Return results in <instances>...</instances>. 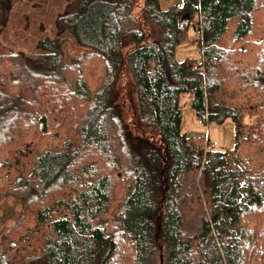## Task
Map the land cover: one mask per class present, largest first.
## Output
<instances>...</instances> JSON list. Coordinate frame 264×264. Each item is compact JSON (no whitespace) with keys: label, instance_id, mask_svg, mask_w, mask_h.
I'll list each match as a JSON object with an SVG mask.
<instances>
[{"label":"trees","instance_id":"16d2710c","mask_svg":"<svg viewBox=\"0 0 264 264\" xmlns=\"http://www.w3.org/2000/svg\"><path fill=\"white\" fill-rule=\"evenodd\" d=\"M137 6L0 0V264H264V0ZM183 94L233 148L182 131Z\"/></svg>","mask_w":264,"mask_h":264},{"label":"rangeland","instance_id":"374dc122","mask_svg":"<svg viewBox=\"0 0 264 264\" xmlns=\"http://www.w3.org/2000/svg\"><path fill=\"white\" fill-rule=\"evenodd\" d=\"M187 0H160L161 7L164 9L177 4L183 5ZM142 5V0H138V6L136 12ZM13 20H16V14L12 15ZM33 21V20H32ZM34 22V21H33ZM52 25H49L51 28ZM9 32L11 35L14 30ZM4 37L0 34V46L5 43ZM190 41L180 44L176 49V57L179 60L185 58H194L198 61L201 60L202 56L200 53L199 43L193 39L194 36H190ZM131 79L128 74H124L120 83V97L119 101L123 106L125 118L130 126L140 133L139 129L135 127L133 107L130 101V89ZM182 107V124L181 129L188 135H196L209 139L211 143L216 142L213 145L217 149L233 148L235 144V125L231 118H226L223 121L210 120L206 123L201 121L192 107L191 98L187 94H183L180 99ZM248 122H252V119H247ZM151 136V135H150ZM21 208V200L14 196H7L0 200V240L2 233L13 223L15 216Z\"/></svg>","mask_w":264,"mask_h":264},{"label":"built area","instance_id":"2783aa9c","mask_svg":"<svg viewBox=\"0 0 264 264\" xmlns=\"http://www.w3.org/2000/svg\"><path fill=\"white\" fill-rule=\"evenodd\" d=\"M213 144H216V142H214Z\"/></svg>","mask_w":264,"mask_h":264}]
</instances>
